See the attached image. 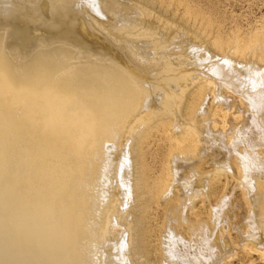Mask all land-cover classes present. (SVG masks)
Returning a JSON list of instances; mask_svg holds the SVG:
<instances>
[{
    "label": "bare ground",
    "instance_id": "6f19581e",
    "mask_svg": "<svg viewBox=\"0 0 264 264\" xmlns=\"http://www.w3.org/2000/svg\"><path fill=\"white\" fill-rule=\"evenodd\" d=\"M101 1L0 0V264H150L155 197L156 264L264 262V35L214 34L182 0L201 29L171 0Z\"/></svg>",
    "mask_w": 264,
    "mask_h": 264
},
{
    "label": "rangeland",
    "instance_id": "374dc122",
    "mask_svg": "<svg viewBox=\"0 0 264 264\" xmlns=\"http://www.w3.org/2000/svg\"><path fill=\"white\" fill-rule=\"evenodd\" d=\"M101 1V0H99ZM102 0L106 6L120 7L121 9H127L133 7L136 4V0ZM116 1V3H115ZM135 1V2H134ZM151 1V0H148ZM154 1V0H152ZM165 0L164 4H168ZM107 2V3H106ZM111 2V4H110ZM138 2V1H137ZM109 3V5H107ZM176 0H171V5L169 14L173 16L176 20H184L186 25L190 26L194 30L201 29L200 20L195 21V25H192L193 22H189L185 16H183L184 6H177ZM183 4H186L192 12L199 13L203 22L210 21L213 24V33L217 31L218 28L225 34H229L232 30H238L243 36L244 39H248L252 35H264V0H182ZM122 4V5H121ZM161 3V0H155L154 5L158 10L164 11L167 9L166 6ZM164 6V7H163ZM163 7V8H162ZM162 8V10H161ZM110 16V15H108ZM204 24V23H203ZM215 34V33H214ZM211 37V36H209ZM193 90V89H192ZM191 92V89H190ZM160 118V117H159ZM157 118L153 123H151L146 130L149 133L148 137L145 140V143L142 147L143 156L146 158L148 166L150 168L148 172V178L154 179L158 175L159 169L162 166V159L166 156L169 148V139L175 138L174 131L167 125L165 119L168 120L169 116L165 118ZM162 119V120H161ZM159 122V123H158ZM157 123V124H156ZM161 124V125H160ZM156 125V126H155ZM166 125V126H165ZM167 126L169 128L167 130ZM155 127V128H154ZM163 131V132H161ZM165 132H168L167 134ZM173 134H172V133ZM170 133V134H169ZM169 134V136H168ZM172 136V137H171ZM205 167H209L205 165ZM225 182V179L222 178L220 183ZM231 182V183H230ZM229 189L231 190L234 187V180H230ZM239 196V197H238ZM240 193L239 189L234 191L231 200L234 202L239 201ZM236 199V200H235ZM235 200V201H234ZM155 198L150 199L147 202V218L146 225L148 228V251L150 252V264H156L159 260V249H158V237H159V227L160 220L163 213V204L158 203ZM235 204V203H234ZM196 208L198 210H205L206 204L197 202ZM237 212V210H235ZM235 220L230 221L228 225L227 233L231 241L236 244V231L233 229V223ZM235 231V232H234ZM257 253L250 252L239 248L237 250L236 256L227 260L225 264H264L263 261L260 262V259L257 258ZM253 260V262H252ZM257 260V261H256ZM248 263V264H249Z\"/></svg>",
    "mask_w": 264,
    "mask_h": 264
}]
</instances>
